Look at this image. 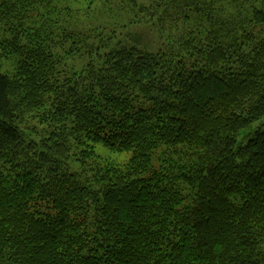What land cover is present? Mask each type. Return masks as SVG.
<instances>
[{
    "label": "trees",
    "instance_id": "1",
    "mask_svg": "<svg viewBox=\"0 0 264 264\" xmlns=\"http://www.w3.org/2000/svg\"><path fill=\"white\" fill-rule=\"evenodd\" d=\"M74 1L0 0V264H264V0L134 2L178 54L83 35L68 73Z\"/></svg>",
    "mask_w": 264,
    "mask_h": 264
},
{
    "label": "rangeland",
    "instance_id": "2",
    "mask_svg": "<svg viewBox=\"0 0 264 264\" xmlns=\"http://www.w3.org/2000/svg\"><path fill=\"white\" fill-rule=\"evenodd\" d=\"M134 2L139 6H148L151 0H107L105 4L90 0H76L61 6L58 13L59 25L68 32L80 34L77 40L81 41L77 44L75 38L68 39L63 47L55 50L63 57L62 62L68 73L79 72L91 60L83 44V35L88 36L87 43L98 47L101 54L112 50L117 45L135 47L153 54L160 51L178 54L175 30L167 27L166 32L161 34L156 27L150 24H133L134 21L146 15L139 11L138 6H134ZM4 37L6 36L0 31V44ZM75 49L80 50V57L75 54ZM17 65L18 58L16 56L4 57L0 47V75L11 78L16 73ZM258 124H253L250 128L240 132L237 147L245 144V136L252 134ZM88 144L94 147L101 162L104 161L112 166L123 168L131 159L130 153L111 151L100 143L94 144L88 141ZM80 169V163L71 162L69 167L71 173L79 172Z\"/></svg>",
    "mask_w": 264,
    "mask_h": 264
}]
</instances>
